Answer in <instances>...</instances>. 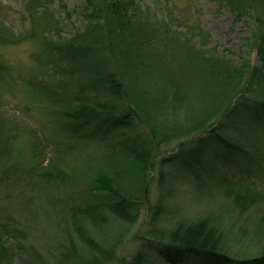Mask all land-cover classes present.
Wrapping results in <instances>:
<instances>
[{"label": "trees", "instance_id": "16d2710c", "mask_svg": "<svg viewBox=\"0 0 264 264\" xmlns=\"http://www.w3.org/2000/svg\"><path fill=\"white\" fill-rule=\"evenodd\" d=\"M37 1L43 15L32 4L23 30L0 6V40L38 33L44 66L30 85L63 129L97 140L50 139L42 148L28 122L0 104V182H24L30 196L47 199L51 219L59 215L65 238L53 264H264V180L256 173L264 135V0H213L250 25L237 61L208 48L198 22L158 18L166 10L155 8L158 1L173 13L169 0H83L70 12L58 3L62 19L50 10L53 0ZM70 13L81 17L79 26ZM135 128L142 133L130 137ZM23 135L31 138L30 164L13 156ZM152 177L169 195L175 180H184L191 197L206 201L197 204L200 215L140 230L134 238L144 248L130 258L117 255L120 232L108 247L104 233L86 232L135 224ZM154 209V221L167 212L172 218L167 203ZM18 234L2 228L0 264H51ZM243 237L251 243L243 245Z\"/></svg>", "mask_w": 264, "mask_h": 264}, {"label": "rangeland", "instance_id": "374dc122", "mask_svg": "<svg viewBox=\"0 0 264 264\" xmlns=\"http://www.w3.org/2000/svg\"><path fill=\"white\" fill-rule=\"evenodd\" d=\"M137 1L144 5L151 3L149 0ZM37 2V0H0V6L23 30L30 26L25 16H27L26 12L32 7V4L33 9H36L40 16L43 15L42 11L37 9ZM158 2L161 5L156 4L155 8L164 7L166 9L160 14L156 12L158 18L169 14L170 16L172 15V19L176 16L183 23L198 22L208 34V43L206 44L208 48L215 49L234 61L239 59L242 50L247 51L244 42L250 36V25L245 17H237L236 13L231 12L227 7H221L213 0H169V3L174 8V10H171L173 13H169L168 4L164 5L163 1ZM58 3L65 6V11L70 12V10H79L83 5V0H53L50 3L52 4L50 10L52 11L53 9L55 15L60 16L62 19L67 15L64 14L62 8L57 6ZM69 17V22L75 26H79L82 23L81 17L77 13H70ZM32 25L34 27L38 26L39 32L41 24L33 22ZM37 35L38 33H35L33 37L28 34L14 40H0V104H5L12 114L28 122L29 129L33 130L35 135H38L42 140L40 143L42 148L49 147L50 139H64L70 142L75 140L80 144L86 143L89 145L97 144V140L88 137L84 131L71 132L69 129H63L51 115L50 108L46 105L42 96L30 85L29 81L31 78L40 75L44 66L39 60L42 55V41ZM249 56L253 63L256 64L258 62L254 50L250 51ZM139 133H142V130L135 128L132 130L130 137ZM30 142L31 138L28 135H23L13 145V156L24 164L33 162L29 159ZM258 145L260 146L258 155L261 154V160L256 173L264 180V135ZM48 150L49 148H47ZM234 158L231 155L228 156L231 162H233ZM229 167L236 173H240L239 166H235L234 163H230ZM179 168L174 166L173 169ZM207 168H210V165ZM152 179L153 182L149 187L150 191L145 197V209H143L142 216L135 224L130 227L116 224L114 228H110L111 224H108L104 229L88 227L85 229L86 232L93 235L104 233L103 237L107 239L105 242L107 247L111 243L113 245V242H115L113 239L120 232L122 236L121 242L118 246L114 244L112 247L116 246L117 255L122 254L130 258L132 253L144 248L142 243L134 238V234H137L140 230L146 233L145 230L155 224L168 227L176 219L183 217L197 218L200 215V212H198V215L195 216V213L201 207L197 206V204L206 201L199 199L200 202L197 198L191 197L189 187L186 188L187 184L184 180H175L177 184L170 187L173 191L169 195L166 186L160 185L156 177L155 179L152 177ZM24 185V182L12 177H9L5 182H0V233L4 226L9 229L15 228L19 234L24 236V240L21 243L23 246L25 245L26 248L33 247L53 264L56 261L55 259L62 255L58 252L60 248L58 239L59 237L65 238L64 231L58 225L60 217L57 215L58 219H51L49 215L52 213L49 212V207L46 206L47 199L43 195H38L37 192L36 198L30 196L24 191ZM166 203L172 207L169 212L172 218L165 219L167 212L163 215L161 222L154 221L152 219L154 207L156 205L163 206ZM174 206H181L182 208L178 211ZM14 232L12 231V233ZM240 239L243 245L251 243L247 238L243 237ZM11 240L15 242L13 238ZM233 244L235 248L239 247V242ZM21 249L24 250V248ZM16 252L13 254L14 256L22 253L21 250ZM66 254L69 256L68 251H66ZM155 264H163V261L159 260Z\"/></svg>", "mask_w": 264, "mask_h": 264}]
</instances>
